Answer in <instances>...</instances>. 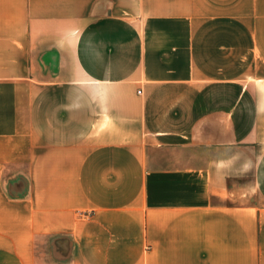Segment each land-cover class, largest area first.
Wrapping results in <instances>:
<instances>
[{
	"label": "crops",
	"instance_id": "crops-1",
	"mask_svg": "<svg viewBox=\"0 0 264 264\" xmlns=\"http://www.w3.org/2000/svg\"><path fill=\"white\" fill-rule=\"evenodd\" d=\"M0 264H264V0H0Z\"/></svg>",
	"mask_w": 264,
	"mask_h": 264
},
{
	"label": "rangeland",
	"instance_id": "rangeland-1",
	"mask_svg": "<svg viewBox=\"0 0 264 264\" xmlns=\"http://www.w3.org/2000/svg\"><path fill=\"white\" fill-rule=\"evenodd\" d=\"M252 170H244V178H243V185H244V194H243V201H248V202H261L260 198L253 192V190H249L247 186L249 184L251 185L253 183V177L251 174ZM247 187V188H246ZM248 189L249 191H246Z\"/></svg>",
	"mask_w": 264,
	"mask_h": 264
}]
</instances>
